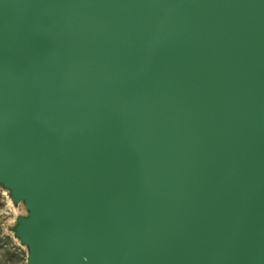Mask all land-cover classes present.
I'll list each match as a JSON object with an SVG mask.
<instances>
[{"label": "water", "instance_id": "1", "mask_svg": "<svg viewBox=\"0 0 264 264\" xmlns=\"http://www.w3.org/2000/svg\"><path fill=\"white\" fill-rule=\"evenodd\" d=\"M0 179L29 264H264V0H0Z\"/></svg>", "mask_w": 264, "mask_h": 264}, {"label": "rangeland", "instance_id": "2", "mask_svg": "<svg viewBox=\"0 0 264 264\" xmlns=\"http://www.w3.org/2000/svg\"><path fill=\"white\" fill-rule=\"evenodd\" d=\"M33 223V213L25 199L0 179V264L30 263L31 244L26 230Z\"/></svg>", "mask_w": 264, "mask_h": 264}]
</instances>
